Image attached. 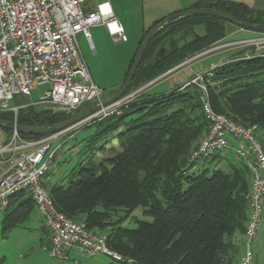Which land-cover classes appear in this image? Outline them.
I'll return each instance as SVG.
<instances>
[{"label": "trees", "instance_id": "obj_1", "mask_svg": "<svg viewBox=\"0 0 264 264\" xmlns=\"http://www.w3.org/2000/svg\"><path fill=\"white\" fill-rule=\"evenodd\" d=\"M196 8L216 10L252 25L259 24L264 16V12L223 0L199 1L190 9ZM197 15L223 21L206 14H193L167 24L150 42L128 94L146 84L140 71L148 54L152 56L150 65L157 68L149 71L150 77L158 78L161 72L187 57L211 48L217 40L209 41L213 34L207 29L196 43L157 64L152 63L162 42L189 27L194 28L195 24L184 19ZM184 24L186 27H181ZM149 31H145V36ZM252 56L212 70L216 83L221 84L213 88L209 85L207 89L212 108L244 127L256 125L257 140L264 147V54ZM194 88L195 94L189 99L182 96V102L175 96L177 88L152 96L146 90L119 115L92 123L88 126L92 127L91 139L84 146V157L70 172L74 174L77 170L78 178L66 183L62 177L53 184L43 185L56 210L72 221L85 223L93 234L106 236L107 246L134 264H237L239 261V248L233 237L244 236L246 231L252 173L247 162L235 153L234 146L208 159L194 172L187 169L208 132L201 103L203 93L200 88ZM173 105L180 107L171 111ZM27 107L32 109L20 116L22 107L17 114L0 112L8 138L15 123L47 128L73 117ZM21 137L40 140L45 136L22 134ZM228 155L233 159L226 158ZM235 160L240 164L235 165ZM208 162L213 166H206ZM225 162L230 170L223 168ZM34 206V200L26 192L11 197L3 220L4 233L22 226L35 210ZM139 207H144V213L154 220L138 222L135 229L125 228L124 222ZM117 210L126 215L112 222V213ZM44 230L48 236L46 226ZM47 242L43 248L50 245Z\"/></svg>", "mask_w": 264, "mask_h": 264}, {"label": "built area", "instance_id": "obj_2", "mask_svg": "<svg viewBox=\"0 0 264 264\" xmlns=\"http://www.w3.org/2000/svg\"><path fill=\"white\" fill-rule=\"evenodd\" d=\"M87 1L0 0V112L17 114L20 107L13 106V102L20 96L30 97L33 90L43 85H49V89L37 103L42 108L34 106L38 110L76 115L90 107L98 108L91 122L77 124L40 140L23 139L14 127L11 139L0 148V157L7 155L5 162L9 164L0 172V212L7 211L11 197L26 192L37 205L48 229L50 245L44 250L51 258L70 261V253L75 251L89 258L103 254L118 262L134 264L133 260L111 250L106 236L93 234L85 223L72 221L56 210L42 184L74 132L84 124L89 126L119 115L147 88L142 87L105 104L104 90L90 76L78 35L83 34L90 40L91 27L103 25L115 40L126 42L127 36L109 0H103L95 11L86 14L84 4ZM256 41L261 42V39ZM250 57L254 56L247 58ZM200 78L185 86L197 85L202 91L201 103L208 132L187 169L190 172L198 170L205 161L232 146L247 162L252 173L250 213L244 234L245 251L239 264H256L253 247L264 218V147L256 137L258 127H244L217 113L210 104L207 87L198 84ZM56 142L59 144L53 147ZM21 151L25 152L19 157Z\"/></svg>", "mask_w": 264, "mask_h": 264}, {"label": "rangeland", "instance_id": "obj_3", "mask_svg": "<svg viewBox=\"0 0 264 264\" xmlns=\"http://www.w3.org/2000/svg\"><path fill=\"white\" fill-rule=\"evenodd\" d=\"M99 1L102 2L103 0H90L89 3L94 7ZM84 12L86 14L89 13L86 10H84ZM184 20H186V23L188 24H195V29L199 34L205 35L207 33V29L211 30V34H213V36L209 41H217L208 50L195 53L192 56L187 57L183 62L164 72H161L158 78L150 77L149 71L154 72L155 70H157V68L153 69V67L150 65L152 56L148 54L144 59L141 67L142 69L140 71L142 81L146 82V84L143 86H147L146 90H148L152 85L157 84V82L161 79L171 75L179 68H183L186 65H191L196 60L207 57L213 53H220L226 50H230V61L226 62L227 64H233L234 62H237L243 58H247L248 56H259L264 54V33L262 32L242 29L229 22H221L201 15H197L194 17L189 16ZM259 21L260 23L255 26L264 27V16L261 17ZM181 27H186V25H181ZM90 32L94 45L93 49H91L90 42L84 37L83 34L78 35V41L92 80L104 90V96L106 99H108L116 89L115 86H117V84L122 80V77L126 71L128 61L130 60L137 46L133 51H131L127 43H113V41L107 37L108 33H106L107 31L103 25L92 26ZM256 39H261V42L256 41ZM250 40H253L254 42H256V44L251 43ZM192 51H194V49ZM191 52L187 53V55H189ZM209 61H204L203 63L197 65L196 68L199 70H204L203 66L206 67V65H209V63H211ZM155 73H153V76L155 75ZM199 76H201V78L198 79V84H200L201 86L207 87L210 85L213 88L216 85L221 84L216 83V77L214 76V73H212V71L198 76L195 75L193 78H191L190 81L195 80ZM190 81L185 82L183 86L176 89L177 91L175 93V96L178 97L177 99L179 100V102H182V96H187V99H189L190 95L193 94L196 90L194 86L198 87L197 85L193 84L190 86H185V84L189 83ZM140 88H142V86ZM48 89L49 85H43L33 90L30 97H18L16 101L13 102V106L22 107V111L19 113V116L22 114H26L27 111L32 109L30 107H27L28 105L42 108L41 106H38L37 103L40 101L41 97ZM126 95H128V93ZM178 100L174 99L173 101L178 103ZM180 105H173L171 107V111L174 109H178ZM45 111L53 113V111L51 110ZM33 112L36 111L33 109ZM91 116H89L84 122H91ZM85 125L86 124L82 125L79 131L74 132L73 136L70 137L65 143L66 145L63 146L62 150L60 151L61 154L54 161L48 175H46L42 179L43 185L46 186L50 184V182L51 184H53L60 180V178L62 177H64L66 183L78 178L77 170L74 174H71L70 172L75 167V165L84 157L83 153L84 151L86 152V147L84 148V146L87 140L91 139V137L89 136L91 135L92 127H88L87 125ZM11 137L8 138L7 135V139L10 140ZM87 137L88 139H86ZM58 144L59 142H56L53 147ZM91 145H93V141H91ZM24 152L25 151L19 152V157ZM226 158L233 159V157H231L230 155H228ZM7 159V155H3L2 157H0V164H6L8 166L9 164L5 162ZM233 163L235 165L240 164L238 160H235ZM224 164L225 165H223V168L226 170H230V168L227 166L228 163L225 162ZM206 166L212 167L213 164L211 162H208ZM34 208V212H32L30 218L22 225L23 227L14 228L9 233H4L3 231V220L5 213L0 212V262H2V264H5L6 262L4 259V257H6V253H9V256H7L9 260L14 261L16 259H19V261H21V264H75V261H77V264H131L126 261H115L111 257L103 254H98L94 258H89L84 255H80L75 251L70 253V261H61L51 258L48 252L43 248V244H46L48 240L47 234L43 232L41 226L43 220L38 212V207L36 204ZM112 215V222H116L120 219H123L126 213L122 210H117L113 212ZM153 220V217L144 213V207H139L129 216V218L124 222L123 226L127 229H135L138 226V222H152ZM28 237L32 238L30 239ZM255 245L256 247L259 246L258 249L261 253L264 254V218L260 232L254 242L253 250L255 248ZM239 263L240 261H238L237 264Z\"/></svg>", "mask_w": 264, "mask_h": 264}, {"label": "crops", "instance_id": "obj_4", "mask_svg": "<svg viewBox=\"0 0 264 264\" xmlns=\"http://www.w3.org/2000/svg\"><path fill=\"white\" fill-rule=\"evenodd\" d=\"M89 1L90 0H88L84 4V9L87 12L95 11L97 5L101 2L99 1L96 4V6L93 7L89 3ZM199 1H203V0H109L113 13L115 14V16L117 17V19L119 20L120 24L122 25L124 29V32L127 36V41L122 42L119 40H115L109 34H107V37L110 38L115 44L127 43L131 51H133L135 47L137 46L130 60L128 61L126 71L122 77V80L117 84V86H115L116 89L114 90L112 95L118 90H120V88H122L126 80V77L128 75L127 72L130 68L131 61L134 58V56L137 54L139 47L141 46L144 40L145 31L151 30L154 26H156L158 22L160 23L163 20H166L179 13L189 10L194 4H196ZM223 1L230 2V3L243 4L249 7L250 9L254 10L255 12H264V0H223ZM194 31L197 33L195 27H194ZM197 34L202 36V34H199V33ZM88 41L90 42L91 49H93L94 45L92 42V35H91L90 40ZM229 53H230V50H226L220 53H213L207 57L196 60L191 65H188V66L186 65L183 68H179L178 70L174 71L171 75L158 81L157 84L152 85L147 90L148 95L152 96L156 94H164V93L171 92L172 90L183 86L185 82L190 81L191 78H193L195 75L196 76L202 75V74H205V73H208L214 70L218 66L230 61ZM204 61H209L211 63H209V65H206L207 68L203 66L204 70L197 69L196 66L203 63ZM7 135L8 133L6 132L5 128L0 127V147L4 145L5 143H7ZM3 168H7V165L0 164V172ZM41 226H42L43 232H45L44 230L45 225L43 221H42ZM20 227H23V226H20ZM47 241H49V237ZM233 241L239 248L238 258L240 261L241 255L245 249L244 236L240 234H236L233 237ZM258 247L259 246L256 247L255 245V248H254L255 263L264 264V254L260 252ZM7 256H9V253H6V257H4L6 261L5 264L7 263L9 264H19L20 263L21 264V261H19V259L11 261L9 260V258H7Z\"/></svg>", "mask_w": 264, "mask_h": 264}, {"label": "water", "instance_id": "obj_5", "mask_svg": "<svg viewBox=\"0 0 264 264\" xmlns=\"http://www.w3.org/2000/svg\"><path fill=\"white\" fill-rule=\"evenodd\" d=\"M193 14H206L218 19H221L223 21L229 22L231 24H234L242 29H246V30H254V31H258V32H262L264 33V27H258L252 24H248L245 22H240L238 20H236L235 18L216 11V10H211V9H207V8H196V9H189L186 10L182 13H179L171 18H168L166 20L161 21L160 23H158L156 26H154L149 32L148 34L145 36L141 46L139 47V50L137 52V55L135 57V61L134 64L122 86V88L116 92L115 94H113L112 96H110L105 104L109 105L117 100H119L120 98L124 97L127 92L129 91L130 85L137 73V70L141 64L142 58L144 53L146 52L150 42L152 41V39L156 36V34L162 29L164 28L169 22L176 20L178 18L187 16V15H193ZM189 36V37H188ZM202 36L198 35L195 31L193 27H189L187 29H185L184 31L169 37L168 39H166L164 42H162V44L158 47L152 63L153 64H157L161 61H163L164 59H166L167 57L171 56L173 53L179 51L180 49H183L185 47H187L188 45H191L193 43H196L197 41H199L201 39ZM98 108H88L82 112H80L79 114H76L75 116L59 122L57 124H55L53 127H47V128H35V127H31V126H26V125H17L16 123L12 126V129H14L13 127L16 126V130L20 133V134H24V135H33V136H46V135H50V134H54L60 131H63L65 129H68L72 126H75L77 124L83 123L89 116H91L92 114H94L97 111ZM0 127H7L6 122H4L3 120L0 119Z\"/></svg>", "mask_w": 264, "mask_h": 264}, {"label": "flooded vegetation", "instance_id": "obj_6", "mask_svg": "<svg viewBox=\"0 0 264 264\" xmlns=\"http://www.w3.org/2000/svg\"><path fill=\"white\" fill-rule=\"evenodd\" d=\"M181 18H182V17H181ZM178 19H180V18H178ZM176 20H177V19H176ZM173 21H174V20H173ZM169 23H170V22H169ZM169 23H168V24H169Z\"/></svg>", "mask_w": 264, "mask_h": 264}, {"label": "bare ground", "instance_id": "obj_7", "mask_svg": "<svg viewBox=\"0 0 264 264\" xmlns=\"http://www.w3.org/2000/svg\"><path fill=\"white\" fill-rule=\"evenodd\" d=\"M244 245H245V243H244Z\"/></svg>", "mask_w": 264, "mask_h": 264}]
</instances>
